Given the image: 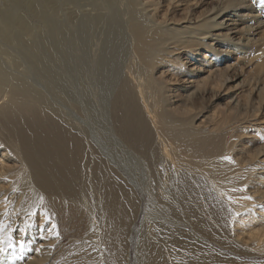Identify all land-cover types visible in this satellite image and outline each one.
<instances>
[{
	"label": "bare ground",
	"instance_id": "1",
	"mask_svg": "<svg viewBox=\"0 0 264 264\" xmlns=\"http://www.w3.org/2000/svg\"><path fill=\"white\" fill-rule=\"evenodd\" d=\"M175 1L161 13L162 0H0L2 264H128L138 219L131 264H238L213 248L222 243L211 224L226 221L222 203L235 217L248 209L233 202L246 192L224 157L250 131L241 143L212 138L191 97L221 85L200 90L191 78L183 87L195 92L176 105L165 77H199L232 57L244 5L178 22ZM72 235L80 239L51 255Z\"/></svg>",
	"mask_w": 264,
	"mask_h": 264
},
{
	"label": "rangeland",
	"instance_id": "2",
	"mask_svg": "<svg viewBox=\"0 0 264 264\" xmlns=\"http://www.w3.org/2000/svg\"><path fill=\"white\" fill-rule=\"evenodd\" d=\"M162 1L161 13L166 11L167 5V0ZM218 3L222 5V8L225 7L230 11L237 7L239 8V3H242L240 7L244 5L240 10V14L236 13L237 18L235 19L238 22L235 25L233 24V26L231 25L236 37L238 35L241 37V41H239L241 42L240 49L236 50L237 52L234 51L235 54L226 58L224 63L207 70L205 69L201 74H198L200 75L199 77L194 71H189L184 76L171 74L170 72L165 77L166 84L170 89L171 96L177 100L176 105L181 104L183 98L193 94L191 92H195L194 87L188 92L183 87L186 84L185 81H189L191 78L193 82L188 87L192 84L194 86L197 84L200 90L205 88L215 89L218 84L219 86L221 85V89H215L216 92L211 89L209 92H204L202 100L196 99L197 95H199L198 92L192 95L191 99L195 101L196 105H201L202 108L200 117L197 120L195 119V124L204 127L206 132L211 133L210 136L212 138L226 135L229 138L231 137L230 139L235 138L239 143L244 138L246 129L250 131L251 141L247 142L244 140L243 142H247L243 144L244 148L240 149L237 147L229 156V160L232 161H229L230 170L232 171L229 170V175L232 174L230 179L231 181L232 179L236 182L237 180L239 181V184L234 181L235 185L233 184V186L236 187L235 190L238 189L236 190L237 194L241 191L246 192V196L243 194L233 196L236 197L233 202L238 204V201H243L238 206L240 204L247 205L249 210H244V212L242 211L243 213L240 212L238 214L239 216L237 215L238 217H235V212L232 211L233 207L222 203L223 207L219 209L218 216L225 209L228 214L233 213V217L227 214L226 221L212 222L211 230L217 234V239L222 243V245L213 246V248L221 251L225 259H231L238 264H264V210L260 209L259 211L257 209L259 206L257 203L260 201L264 202V169L261 172L262 176L259 175L260 177L256 174L250 175V178H245L244 176L250 170L264 165V128H261L260 131L255 129L256 127L252 130L249 128L250 121L264 126V0H177L171 7L170 15H173L172 18L178 22H183L185 19L199 20ZM235 5L238 6L236 7ZM188 9L189 12L187 11ZM230 11L226 14L232 13ZM184 16L187 18H184ZM229 23L230 21L227 22V24ZM236 41L237 39L233 41V46L236 45ZM199 51L201 52L202 49H199ZM196 52V50L192 51V53ZM200 57L201 54L199 52L194 56L196 59ZM47 64L50 69L56 72L60 71L58 66H61V64H57L55 60H49ZM211 95H215L216 99L211 100ZM172 114L175 117L183 116L182 111L177 108ZM255 171L256 169L252 172L255 173ZM243 179H245L246 184L242 183ZM244 199H246L245 202ZM137 223L140 225V219H138ZM137 223L134 229L127 234L126 244L129 245L125 248V256L128 264H131V250L134 243L131 240L135 236ZM72 236L62 239L58 243L59 245L51 247V255L54 256L63 250L66 252L72 242L74 243V239H80L77 236ZM5 245L6 247L8 246L7 243ZM2 248L3 246L0 245V252ZM2 259V254H0V264H2Z\"/></svg>",
	"mask_w": 264,
	"mask_h": 264
},
{
	"label": "snow or ice",
	"instance_id": "3",
	"mask_svg": "<svg viewBox=\"0 0 264 264\" xmlns=\"http://www.w3.org/2000/svg\"><path fill=\"white\" fill-rule=\"evenodd\" d=\"M224 159H226V160H227V159H230V157H224Z\"/></svg>",
	"mask_w": 264,
	"mask_h": 264
}]
</instances>
